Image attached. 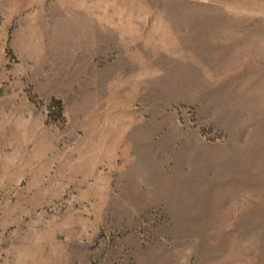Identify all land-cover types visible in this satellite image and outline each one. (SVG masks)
I'll return each instance as SVG.
<instances>
[{
	"label": "rangeland",
	"instance_id": "1",
	"mask_svg": "<svg viewBox=\"0 0 264 264\" xmlns=\"http://www.w3.org/2000/svg\"><path fill=\"white\" fill-rule=\"evenodd\" d=\"M0 264H264V0H0Z\"/></svg>",
	"mask_w": 264,
	"mask_h": 264
}]
</instances>
